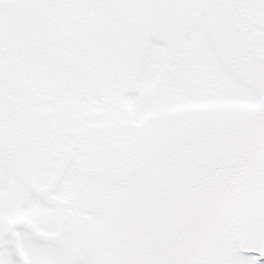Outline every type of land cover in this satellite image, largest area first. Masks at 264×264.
I'll list each match as a JSON object with an SVG mask.
<instances>
[{"label":"snow or ice","instance_id":"snow-or-ice-1","mask_svg":"<svg viewBox=\"0 0 264 264\" xmlns=\"http://www.w3.org/2000/svg\"><path fill=\"white\" fill-rule=\"evenodd\" d=\"M0 264H264V0H0Z\"/></svg>","mask_w":264,"mask_h":264}]
</instances>
